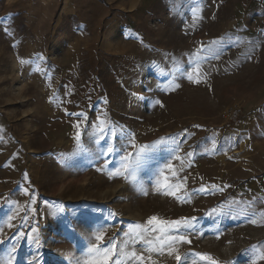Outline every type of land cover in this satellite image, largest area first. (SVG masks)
Wrapping results in <instances>:
<instances>
[{"label":"rangeland","instance_id":"374dc122","mask_svg":"<svg viewBox=\"0 0 264 264\" xmlns=\"http://www.w3.org/2000/svg\"><path fill=\"white\" fill-rule=\"evenodd\" d=\"M113 245L264 264V0H0V264Z\"/></svg>","mask_w":264,"mask_h":264},{"label":"snow or ice","instance_id":"6c2138e0","mask_svg":"<svg viewBox=\"0 0 264 264\" xmlns=\"http://www.w3.org/2000/svg\"><path fill=\"white\" fill-rule=\"evenodd\" d=\"M21 62L23 63L24 61H21ZM77 127H78V125H77ZM101 131H103V129H101ZM77 138H79V134H78ZM145 148H146V146H145ZM106 151H107L108 154H111L114 151V149L111 146H109L106 149ZM143 151H144V149H142L140 152L137 153V160L142 158V152ZM130 156H131V154H128V155H126L123 158L125 162L122 165V167L124 168L125 172H127L128 174H131V172L133 171V169H130V166L128 164V160H129ZM254 222L255 221H253V223ZM147 224L148 225L160 224V225H164V226L171 225L172 227L178 229L181 226V221L177 220V221L164 222V221H160L159 218H157V217H150L149 220L147 221ZM135 227L136 228H140L141 226L140 225H136ZM33 231H35V229ZM161 231H163V228H161ZM136 236H137V238H143L141 233H137ZM102 238H103L102 235H97L96 236V240L97 241L102 240ZM177 240L183 241V240H185V237H183V236L170 237L168 242L170 244V243H174ZM148 243H151V241H148ZM115 248H116V245H113L112 248H108V249L104 250L105 260H104L103 264H108V261L111 260L113 255H115V252H114ZM96 249H97V245H92L91 248L89 249V251L92 252V251H95ZM126 254L130 255L132 257H136V255H137L135 253V251H130V252L126 253ZM139 259H140L141 264H142L143 256H140ZM176 259H177V261H179L181 259V257L179 255H177Z\"/></svg>","mask_w":264,"mask_h":264},{"label":"built area","instance_id":"2783aa9c","mask_svg":"<svg viewBox=\"0 0 264 264\" xmlns=\"http://www.w3.org/2000/svg\"><path fill=\"white\" fill-rule=\"evenodd\" d=\"M231 113L232 123H237L243 114V110L238 105H235L233 108H231Z\"/></svg>","mask_w":264,"mask_h":264},{"label":"crops","instance_id":"0c3cea01","mask_svg":"<svg viewBox=\"0 0 264 264\" xmlns=\"http://www.w3.org/2000/svg\"><path fill=\"white\" fill-rule=\"evenodd\" d=\"M83 1H87V0H83ZM49 2L54 3V4L59 3V2H64V4L65 3L72 4L75 2V0H49Z\"/></svg>","mask_w":264,"mask_h":264}]
</instances>
